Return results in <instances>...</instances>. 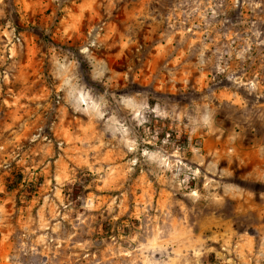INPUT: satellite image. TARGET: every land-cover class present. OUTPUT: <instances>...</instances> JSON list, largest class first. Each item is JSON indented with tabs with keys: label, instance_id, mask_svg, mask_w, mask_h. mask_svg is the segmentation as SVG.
I'll return each mask as SVG.
<instances>
[{
	"label": "rangeland",
	"instance_id": "rangeland-1",
	"mask_svg": "<svg viewBox=\"0 0 264 264\" xmlns=\"http://www.w3.org/2000/svg\"><path fill=\"white\" fill-rule=\"evenodd\" d=\"M0 264H264V0H0Z\"/></svg>",
	"mask_w": 264,
	"mask_h": 264
},
{
	"label": "trees",
	"instance_id": "trees-1",
	"mask_svg": "<svg viewBox=\"0 0 264 264\" xmlns=\"http://www.w3.org/2000/svg\"><path fill=\"white\" fill-rule=\"evenodd\" d=\"M23 180V176L21 174H18L15 176V179L13 180L12 185H9V190H12L15 186L19 185ZM104 231L106 234H110V231L107 229V226L104 227Z\"/></svg>",
	"mask_w": 264,
	"mask_h": 264
}]
</instances>
